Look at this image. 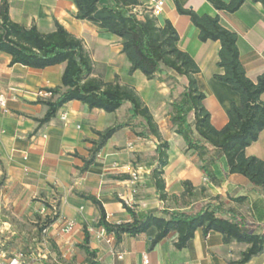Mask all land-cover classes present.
<instances>
[{
    "label": "crops",
    "instance_id": "obj_1",
    "mask_svg": "<svg viewBox=\"0 0 264 264\" xmlns=\"http://www.w3.org/2000/svg\"><path fill=\"white\" fill-rule=\"evenodd\" d=\"M6 1L12 21L26 27L35 25L40 32L48 33L54 29L56 20L80 38L92 60V76L108 83L117 79L121 85L133 87L152 113L162 138L168 142V161L163 167L168 197L164 201L157 199L150 179L151 169L156 164V139L140 137L130 126L118 129L107 139L94 161L81 170L92 141L98 138L96 132L123 121L127 104L114 112H105L72 100L63 104L49 121L39 124L36 119L46 112V106L37 101L43 97L40 92L61 84L65 64L41 69L10 64V55L0 51V95L5 100L4 105H0V178L3 177L0 202L14 214L38 209L44 218L53 207L57 212L54 221L42 230L37 240V255L45 258L49 254L54 259L85 264V253L79 245L84 237L83 224H86L88 244L95 250L99 264H143V254L148 255L149 264H231L236 261L248 245L225 242L216 231L204 234L201 229L196 230L181 249L174 246L175 231H170L153 247H150L151 232L123 235L118 242L114 237L106 241L108 235L98 238L99 227L90 225L97 216V209L80 197L81 193L95 196L103 205L106 220L112 223L130 219L123 206L124 198H130L137 210L162 208L169 202L171 205L167 207L189 210L198 202L212 199L222 203L225 209L233 210L255 233L264 232V197L252 189L245 176L226 173L223 155L210 164L219 181L212 183L200 168L202 162L197 153L185 151L184 140L173 131L170 121V103L182 90L184 77H179L178 83L173 85L156 77L147 78L139 70L129 73L130 62L121 50L120 38L89 21L77 19L72 0ZM177 3L200 13L218 14L220 23L237 34L240 61L252 81L264 73V5L246 0L236 11L227 12L216 10L207 0H164L155 17L158 25L164 20L171 22L178 34L179 48L187 51L198 65L195 78L205 96L204 106L210 112L212 124L220 128L227 121L226 112L231 102H239V94L212 76L222 72L216 65L219 42L200 41L196 27L188 15L178 12ZM261 100L264 101V92ZM61 114H65V119L60 118ZM245 153L264 160V129L245 148ZM134 174L136 180L132 182ZM182 181L190 182L192 198L180 197L184 190ZM240 196L246 199L234 200ZM67 220H74L75 225L65 233L61 229ZM0 240V255L6 259L3 234ZM243 264H264V248Z\"/></svg>",
    "mask_w": 264,
    "mask_h": 264
},
{
    "label": "trees",
    "instance_id": "obj_2",
    "mask_svg": "<svg viewBox=\"0 0 264 264\" xmlns=\"http://www.w3.org/2000/svg\"><path fill=\"white\" fill-rule=\"evenodd\" d=\"M75 17L96 25L99 29L118 36L122 52L130 62L129 73L139 70L147 78H158L175 85L179 77L185 83L177 98L170 103V121L173 131L182 137L185 151L196 152L201 160L200 168L212 183L218 179L210 169V164L224 156L228 173H239L252 184V189L264 197V160L246 155L245 148L255 141L264 129V73L252 81L246 76L240 61L237 46V34L220 23L218 14L197 12L190 7L176 4L179 13L188 15L198 31L200 41H218L216 65L222 72L214 73L213 78L227 83L239 94L238 103L231 102L226 112L227 121L216 128L210 119V112L204 106V93L198 88L195 74L199 67L193 57L178 46V34L169 20L158 25L154 17L136 16L131 6L139 0H72ZM216 10L236 11L246 0H207ZM264 5V0H251ZM0 51L10 55V64H21L32 68L64 63L61 84L53 88H43L47 96L37 101L46 106V112L36 119L39 124L49 121L65 103L77 100L90 109L98 108L105 112H114L127 104V116L103 131H97L98 138L92 141L88 158L84 159L81 170H85L95 159L97 153L118 129L130 126L140 137H154L156 146L154 158L156 164L150 172L151 184L158 200L164 201L165 192L163 167L168 161V142L164 140L149 108L142 102L133 87L114 82H104L101 77L92 76L93 65L82 40L69 33L58 21L54 20V29L48 33L40 32L35 25L26 27L12 21L8 14V2H0ZM191 117V118H190ZM3 177L0 178V185ZM184 186L181 198H192L190 182L182 181ZM80 197L90 201L97 209V216L91 222L92 227H103L120 241L123 235L135 236L140 233H152L150 247L164 238L170 231L177 234L174 246L185 247L196 230L205 234L216 231L222 234L225 242L246 243L247 248L231 264H243L264 248V232H252L249 224L239 219L234 211L225 209L222 203L212 199L201 201L187 210L180 207H152L137 210L123 203L130 215L128 221L112 223L106 220L102 203L90 194L81 193ZM175 197V196H174ZM245 196L234 198L244 201ZM57 215H46L40 228L52 223ZM84 237L79 245L85 253V264H99L95 250L89 247L88 226L83 224ZM25 241V248L30 242ZM58 260L44 259L43 264H61Z\"/></svg>",
    "mask_w": 264,
    "mask_h": 264
},
{
    "label": "rangeland",
    "instance_id": "obj_3",
    "mask_svg": "<svg viewBox=\"0 0 264 264\" xmlns=\"http://www.w3.org/2000/svg\"><path fill=\"white\" fill-rule=\"evenodd\" d=\"M177 204V203H176ZM170 206L171 202L165 204ZM50 216L54 215V209L49 212ZM46 217V216H45ZM43 217L38 213V209L32 212H25L22 215L14 214L8 207H3L0 202V226L4 227L3 236L6 238V244L3 246L4 250H7L6 256L10 257L13 254L22 252L25 257V264H43V260H58L61 264H75L74 262H66L62 258L51 257L49 254L45 258L37 255V230L40 228ZM22 238L27 239L30 244L29 248H25V241ZM49 251L50 248H49Z\"/></svg>",
    "mask_w": 264,
    "mask_h": 264
},
{
    "label": "built area",
    "instance_id": "obj_4",
    "mask_svg": "<svg viewBox=\"0 0 264 264\" xmlns=\"http://www.w3.org/2000/svg\"><path fill=\"white\" fill-rule=\"evenodd\" d=\"M164 0H142L139 1L136 5L131 6V11L138 17H142L144 15H149L151 17H156V15L160 12L162 9ZM40 94L44 97L48 95V92L41 91ZM5 100L4 98L0 95V105H4ZM60 118L63 120L65 119V114H61ZM131 181L135 182L136 176L135 174L131 177ZM124 203L128 206L132 205V201L130 198H124ZM54 209V214L56 213V209ZM75 225L74 220H67L65 221V224L62 227V231L65 233L70 232ZM3 230L2 227L0 226V235L2 234ZM109 238H108V236ZM98 238H105L107 236L106 241H110L114 236L112 233H107L106 230L103 227H99L98 230ZM1 243V240H0ZM122 256L119 254L118 258H121ZM142 262L143 264H149V258L147 254L142 255ZM0 264H25V257L22 252H18L16 254H13L12 256L4 259L0 255Z\"/></svg>",
    "mask_w": 264,
    "mask_h": 264
}]
</instances>
